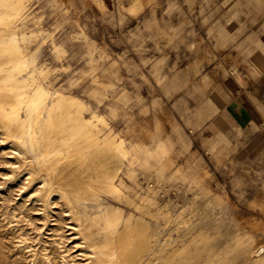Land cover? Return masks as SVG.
Here are the masks:
<instances>
[{"label":"rangeland","instance_id":"rangeland-1","mask_svg":"<svg viewBox=\"0 0 264 264\" xmlns=\"http://www.w3.org/2000/svg\"><path fill=\"white\" fill-rule=\"evenodd\" d=\"M114 11L0 0V62L22 67L0 73L17 98L0 99V264H264V149L174 145L130 101ZM62 98L73 114L43 149Z\"/></svg>","mask_w":264,"mask_h":264},{"label":"crops","instance_id":"crops-1","mask_svg":"<svg viewBox=\"0 0 264 264\" xmlns=\"http://www.w3.org/2000/svg\"><path fill=\"white\" fill-rule=\"evenodd\" d=\"M113 6L129 99L164 123L174 145L236 163L264 149V0Z\"/></svg>","mask_w":264,"mask_h":264},{"label":"bare ground","instance_id":"bare-ground-1","mask_svg":"<svg viewBox=\"0 0 264 264\" xmlns=\"http://www.w3.org/2000/svg\"><path fill=\"white\" fill-rule=\"evenodd\" d=\"M26 1V0H25ZM20 5V4H19ZM18 5V6H19ZM22 6V5H21ZM15 7H17V6H15ZM8 12V11H7ZM7 34H10V31H8V32H6ZM1 36H3V34H0V42H2L3 41V37H2V39H1ZM6 44H8V46L10 47V42L8 43H6ZM12 62H14V60H12V59H10V58H8V59H6L5 61H2V62H0V73H2V72H7V73H10V74H12V73H14V71L15 70H17L18 68H22V67H2L4 64H9V63H12ZM5 80V77L2 75L1 77H0V81H4ZM0 89H1V92H0V99H3V100H7V102L8 103H10V104H12V103H14L15 102V99H17L16 97H15V95L14 94H11V90H12V85L10 84V87H4V86H1L0 87ZM78 99V98H77ZM71 106H72V103H70V102H67L65 99H61V101L56 105V107H55V109H57V114H56V121H55V124L54 125H52L51 126V133H50V135L49 134H47V135H45V142H43V149H44V145H46L47 146V144H54V143H58V140L60 139V137L58 136V134H59V131L61 130L60 129V123L61 122H63V120H64V118H65V116L67 117L69 114L70 115H72L73 114V112L71 111ZM86 107V106H85ZM82 112V111H81ZM45 114H46V111L45 110H42L41 111V113H40V115H41V119H40V124H39V127L41 128V126H42V124L44 123V121H45ZM79 116V115H78ZM69 118H74L73 116H69ZM80 126H83L82 124H80ZM97 126V125H96ZM101 126V125H100ZM43 128V127H42ZM80 128H77V130H79ZM77 133H78V137H81V135L82 134H87V136H88V138L90 139V138H93V136H95L94 134L95 133H92L91 131H87L86 133H84V132H82V131H77ZM108 144H110L109 142H108ZM90 150V149H89ZM43 151V150H42ZM83 152V151H82ZM68 154H70V153H68ZM79 154V153H78ZM21 155V154H20ZM23 155V154H22ZM25 155V154H24ZM80 155V154H79ZM27 157V156H26ZM40 158V157H39ZM38 158V159H39ZM127 160V159H126ZM59 162V161H58ZM138 163V162H137ZM46 166V165H45ZM33 167V166H32ZM44 167V166H43ZM58 167V166H57ZM132 167V166H131ZM36 168V167H35ZM41 168V167H40ZM37 169V168H36ZM42 169V168H41ZM44 169V168H43ZM55 171V170H54ZM38 172V171H37ZM56 174V173H55ZM53 175V174H52ZM50 177V176H49ZM40 179V178H39ZM45 179V178H44ZM47 181V180H46ZM51 182V181H50ZM51 185V184H50ZM65 185V184H64ZM44 186V185H43ZM84 186H85V184H84ZM49 188H50V186H49ZM47 191V190H46ZM67 191V190H66ZM74 191V190H73ZM69 192V191H68ZM70 193V192H69ZM101 194V193H100ZM85 195V194H84ZM83 195V196H84ZM72 196V195H71ZM74 196H76V195H74ZM73 196V197H74ZM78 196V195H77ZM66 198V197H65ZM47 199V198H46ZM74 199H76V198H74ZM44 200V199H43ZM46 201V200H45ZM70 201V200H69ZM71 203V202H70ZM69 204V203H68ZM74 205V204H73ZM71 208V207H70ZM73 208V207H72ZM76 208V207H75ZM75 211V210H74ZM99 219V218H98ZM96 221V220H95ZM104 221V220H103ZM114 222H115V220H114ZM105 225V224H104ZM79 229V228H78ZM239 240H241V239H239ZM244 240V239H243ZM249 240V239H248ZM170 241V240H169ZM135 242V241H134ZM237 242H238V240H237ZM239 243V242H238ZM120 244V243H119ZM161 245H163V244H161ZM239 245V244H238ZM248 245V244H247ZM168 247H169V245H168ZM121 248V247H120ZM119 248V249H120ZM159 249H161V248H159ZM165 249H167V248H165ZM168 250V249H167ZM183 250V249H182ZM164 251V250H163ZM162 251V252H163ZM169 251V250H168ZM174 251V250H173ZM170 252V251H169ZM172 252V251H171ZM239 252V251H238ZM174 253V252H173ZM243 253H244V251H243ZM157 254H159L158 252H157ZM259 254V253H258ZM257 254V255H258ZM161 255H162V253H161ZM167 255V254H166ZM153 256H154V254H153ZM159 256V255H158ZM121 257H122V255H121ZM259 257V256H258ZM261 257H262V255H261ZM155 258V257H154ZM215 258V257H214ZM259 259V258H258ZM161 260V259H160ZM103 261V260H102ZM152 261H154V260H152ZM157 261V260H156ZM155 261V262H156ZM105 262V261H104ZM151 262V261H150ZM154 262V263H155ZM227 262V261H226ZM253 262V261H252ZM262 262V261H261ZM215 263V262H214ZM259 263V262H258ZM257 263V264H258Z\"/></svg>","mask_w":264,"mask_h":264}]
</instances>
